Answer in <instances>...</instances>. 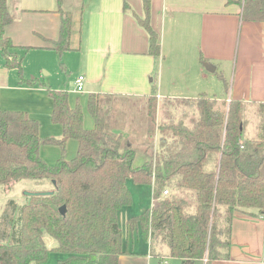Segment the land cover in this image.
Segmentation results:
<instances>
[{
    "label": "trees",
    "instance_id": "1",
    "mask_svg": "<svg viewBox=\"0 0 264 264\" xmlns=\"http://www.w3.org/2000/svg\"><path fill=\"white\" fill-rule=\"evenodd\" d=\"M141 2L143 15L127 2L124 9L146 32L147 53L158 58L161 50L150 22V0ZM241 4L242 20L264 21V0ZM57 12L59 35L48 48L62 54L71 49L72 14L62 7ZM12 21L7 0H0L3 64L22 76L17 46L5 35ZM23 80L35 83L34 78ZM156 91L154 84L142 107L145 129L140 143L147 145L138 163L132 141H123L122 130L110 125L114 100L121 96L89 93L87 109L94 125L85 128L80 103L70 106L67 90L47 87L51 120L62 128L59 137H41L40 123L26 111L0 109V186L8 191L23 179L48 180L52 185L43 190L50 193L26 195L28 201L19 206L7 200L0 218V264H41L52 251L65 255L54 264H119L124 251L117 214L132 201L128 179L152 185V205L126 220L129 230L139 228L152 252L165 246L166 255L182 264L229 257L234 213L264 215V102L217 100L203 93L166 98L160 113ZM181 102L188 106L186 116L176 106ZM177 109L183 114L177 115ZM253 120L256 134L246 137V126ZM156 134L159 151L153 159L151 139ZM68 139L78 142L69 160L63 155ZM43 144L60 147L54 165L40 156ZM62 205L64 212L59 210ZM44 232L56 245L46 246Z\"/></svg>",
    "mask_w": 264,
    "mask_h": 264
},
{
    "label": "crops",
    "instance_id": "2",
    "mask_svg": "<svg viewBox=\"0 0 264 264\" xmlns=\"http://www.w3.org/2000/svg\"><path fill=\"white\" fill-rule=\"evenodd\" d=\"M125 2L137 14L143 15L141 0H74V11L78 16L71 13V49L68 51L80 55L79 69L75 72L76 78L84 77L82 86L86 102L92 92L145 100L154 84L158 103L165 98H196L203 93L217 100L236 98L247 103L264 102V21L242 20L241 0H150V22L158 34L161 50L158 58L147 53V34L131 12L124 9ZM7 6L13 21L5 26V35L17 48H48L50 41L58 38L57 9L62 6L56 0H7ZM204 62L214 66V71H208ZM223 62H226L227 72L222 71L218 77L222 82L224 74L230 71L231 93L209 96L205 92L209 89L207 80L217 75ZM27 86L23 87L32 88ZM220 86L217 85L219 90ZM224 89L227 91L222 83ZM77 101L78 97L74 105ZM50 102L52 109L51 99ZM0 109L23 110L39 122V116L29 106ZM84 124L85 128H92L93 119L90 127ZM60 129L62 133L61 126ZM118 130H122L125 137L131 129L120 126ZM255 134L253 120L247 124L245 135L253 137ZM71 140L76 142V154L78 142L75 139L67 141ZM44 148V144L40 146V156L51 163L59 152H54L50 160L44 154ZM120 228L122 238L124 236L127 241L134 233L137 245H140L136 252L130 251L123 240L124 253L119 256V264H152L148 260L152 257L163 264L162 258L167 254L165 246H158L152 252L150 243L142 240L139 228L129 230L126 221L125 227ZM64 257L62 254L59 258ZM176 259L177 264H182ZM198 263L264 264V215L236 211L231 221L229 257L209 262L197 260L194 264Z\"/></svg>",
    "mask_w": 264,
    "mask_h": 264
},
{
    "label": "rangeland",
    "instance_id": "3",
    "mask_svg": "<svg viewBox=\"0 0 264 264\" xmlns=\"http://www.w3.org/2000/svg\"><path fill=\"white\" fill-rule=\"evenodd\" d=\"M57 1V0H56ZM58 2V1H57ZM60 4L62 8L69 10L76 18L78 14L74 11V0H60ZM13 10V9H12ZM14 12V11H13ZM78 13V11H77ZM17 56L21 57V65H22V76L16 68H7L2 63V56L0 54V107H7L11 109H19L24 106H29L33 109V112L37 114L39 117V122L41 126V136H55L59 137L61 135L60 126L56 123H53L50 116L51 102L48 96L46 95V87H51L54 89L62 88L68 90V100L70 106L74 105L76 101V97H78V102L80 103L82 112H83V123L86 127H90L92 125V117L87 109L86 102V94L84 88L82 86V92H78L76 90L75 78L76 72L78 70L77 61L79 60V53L65 51L62 54L55 52L53 49L44 48V47H34L29 48L28 50H24L21 48L15 49ZM222 69L217 70V75L210 77L207 82L208 91L207 94L209 96H219L222 92L223 94L231 93V73L230 71L227 74H224L225 79H222V82L219 80V75L225 71L226 62L221 63ZM227 66L230 67V64L227 63ZM223 71V72H222ZM33 77H38L34 80L35 83L29 85L32 88H24L28 87L27 83L24 79H32ZM223 86L227 87V91L222 90ZM220 86L217 87V85ZM83 85V83H82ZM19 87V90L15 88ZM219 90V91H218ZM195 96V95H192ZM166 99V98H165ZM164 100V99H163ZM159 102L160 105V113L162 102ZM145 104V100H142L138 97H125V98H117L114 100V112L112 113V120L110 125L112 128L119 129L120 126H124L125 129L129 130V134L123 137V141L129 139L133 143V147L137 151V160L139 161V155L145 148L147 144H141L140 141L144 138V129H145V121H144V113H142V107ZM176 106L178 108L183 109V113L185 116L189 113L187 111L188 106L184 103H178ZM185 110V111H184ZM159 113V117H160ZM177 115L183 114L180 109H177ZM133 131V132H132ZM153 143V147L150 149L152 152L153 159L155 158L157 150L159 151V142L158 135L156 138L151 139ZM45 151L44 154L50 160L53 159L54 152L58 155L55 157L54 161L48 163L49 165H54L55 162L61 156V149L57 145L53 144H44ZM76 150V142L71 140V142H66L65 150L63 152L64 158L69 159L73 158ZM47 162V161H46ZM128 187L131 191L132 201L130 204L126 205L124 208L119 210L117 217L118 223L122 228L125 227V221L129 216L133 214L140 213L143 209L148 208L152 205V186L148 184H137L133 182L131 179L127 180ZM52 187L51 183L48 180H32V179H23L16 182L11 190H5L0 186V218L6 210V202L8 199H14L17 206L23 204L28 201V197H26L25 192H40L43 190H48ZM169 189V188H168ZM135 234L132 233L129 236L128 240L123 236L124 243L127 242V247L130 251L139 249L138 242H136ZM44 242L46 246L52 247L56 245V240L44 232L43 235ZM143 241H145L142 238ZM141 241V239H140ZM148 242V241H145ZM140 243V242H139ZM145 245L142 246V248ZM142 251H144L142 249ZM62 253L57 251H52L49 255L47 261L41 264H54L57 258L61 257ZM146 258V257H144ZM163 264H177L178 261L176 258L165 256L162 258ZM152 264H162L158 262L157 258H149ZM29 264H35L30 262ZM201 264V263H198Z\"/></svg>",
    "mask_w": 264,
    "mask_h": 264
},
{
    "label": "water",
    "instance_id": "4",
    "mask_svg": "<svg viewBox=\"0 0 264 264\" xmlns=\"http://www.w3.org/2000/svg\"><path fill=\"white\" fill-rule=\"evenodd\" d=\"M204 67L208 70V71H214V66L210 65V63L208 62H204ZM51 191H40V192H32V191H27L25 192L26 195H33V194H48ZM61 212H64V206L62 205L59 209Z\"/></svg>",
    "mask_w": 264,
    "mask_h": 264
},
{
    "label": "built area",
    "instance_id": "5",
    "mask_svg": "<svg viewBox=\"0 0 264 264\" xmlns=\"http://www.w3.org/2000/svg\"><path fill=\"white\" fill-rule=\"evenodd\" d=\"M84 77L82 75H79L75 80L76 90L81 91L82 90V83H83ZM163 194H167V189L163 191ZM204 261H206V258H204Z\"/></svg>",
    "mask_w": 264,
    "mask_h": 264
}]
</instances>
